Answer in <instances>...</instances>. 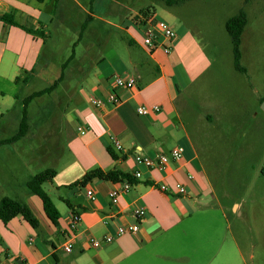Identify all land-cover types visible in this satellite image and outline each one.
Instances as JSON below:
<instances>
[{
  "label": "crops",
  "instance_id": "obj_1",
  "mask_svg": "<svg viewBox=\"0 0 264 264\" xmlns=\"http://www.w3.org/2000/svg\"><path fill=\"white\" fill-rule=\"evenodd\" d=\"M96 2L89 0L86 4L90 10H87L78 0H0V17L11 15L18 24L13 25L0 19V141L15 135H1L10 131L14 123L11 121L20 123L21 114L15 109L16 96L23 97L20 90L37 78H47L48 71L51 72V66H54L48 60V63L39 66L47 40L28 33L23 27L42 30L46 36H51L50 27L55 18L60 17L62 22L71 3L91 16L94 22L100 19L95 13ZM59 11L61 15H58ZM57 26L61 27L60 24ZM126 33L131 37L129 45L140 50L143 55L137 50L139 55H117L110 64L112 67L116 65L114 71L105 69L102 63L106 58L96 62L92 72H83L82 68L70 70L69 67L63 85L71 86L69 79L76 77L83 80L77 84L76 89L65 94L67 107L64 112L58 113V107L52 109L54 119L49 120L46 111L43 121H63L66 126L63 130V135H66L65 154L57 155L54 160L56 176L50 182L54 190L80 182L94 169L105 172L119 170L130 175L141 171L142 179H136L131 184L130 192L122 194L117 205L112 203L109 194L123 183L93 180L85 186L71 187L67 198L62 199L69 210L64 216L61 214L58 227L45 214L42 200L36 195H27L24 202L32 209L40 226L35 230L21 217L12 219L6 225L0 220V264H159L165 257L170 259V248H177L174 245L177 228L190 218L192 201L187 199L194 198L197 202L208 189L203 172L196 165L198 154L181 121L177 103L180 95L177 75L182 79L183 73L180 75V71H183L189 80L195 81L205 71H209L211 61L190 32L178 39L170 55L161 49L152 54L146 51L142 46L139 29L133 21L132 28L126 29ZM35 67L38 71L30 74ZM61 72L60 69L52 84L61 76ZM118 74L136 76L137 88H115L113 76ZM18 77L22 80L28 77L29 81L16 83ZM114 95L121 102L112 107L109 99ZM65 96L63 100L66 101ZM95 100L105 105L97 107ZM140 106H159L160 111L140 116L137 113ZM12 108L15 110L10 113ZM80 128H84L86 133L81 134ZM28 136L29 132L17 142L28 140ZM112 138L122 143V152L114 149ZM182 139L189 143L192 154L180 144ZM15 143L0 146V166L12 167L11 176L0 181V188L15 189L18 184L26 186L33 177L31 174L22 179L20 174H15L13 164L7 161L10 157L22 158L20 147ZM177 147L184 150L183 157L179 161H172L164 171L148 170L136 164V154L155 158L160 154H169ZM36 160L41 163L39 157ZM28 164V161H24V168ZM161 183L172 190L162 193L157 189ZM176 184L183 185L187 193L176 194L173 190ZM87 191H93L95 200L88 197ZM140 207L147 211L146 217L141 220L134 215V210ZM73 214L80 215L82 219L78 229L80 239L75 243L73 252L66 253L62 247L70 236L68 227ZM132 224L140 228L137 235L127 234L100 249H94L88 243L89 238L102 240L108 234H115L119 226ZM179 261V264H186L183 258ZM169 264L176 263L169 261Z\"/></svg>",
  "mask_w": 264,
  "mask_h": 264
},
{
  "label": "rangeland",
  "instance_id": "obj_2",
  "mask_svg": "<svg viewBox=\"0 0 264 264\" xmlns=\"http://www.w3.org/2000/svg\"><path fill=\"white\" fill-rule=\"evenodd\" d=\"M78 1L90 10L86 4L89 0ZM95 5L100 19L88 22L90 32L87 30L83 37L82 25L88 16L75 4H70L62 22L60 17L55 18L39 65L48 60L54 64L52 71H48L47 78H37L20 90V94L24 98L51 85L73 50L76 60L69 64L70 70L82 68L83 72H92L102 58H106L102 63L105 69L114 71L116 65L110 64L117 55H139L140 50L129 45L131 37L126 29H131L132 21L135 23L136 17L147 9L168 22L178 39L190 32L210 59L211 68L195 81L180 71L183 74L182 79L177 75V103L181 121L198 154L196 165L203 172L208 189L197 202L187 199L192 201L190 218L177 228V248H170V259L165 257L158 263L179 264L183 258L186 264H264V0H192L173 6L166 5L165 0H97ZM241 10L248 20L241 45V64L247 69L246 74L234 67L233 45L226 30V22ZM82 80L69 79L71 86L63 85L65 81L52 95L30 105L28 140L15 143L22 158L7 159L22 179L47 168L55 169L57 155L65 154L66 126L63 121L45 123L44 113L48 111L50 120L54 119L52 109L58 107V113L64 112L65 94L76 89ZM12 109L10 113L15 109L21 112V106ZM11 122L10 131L1 135L18 132L20 123ZM180 144L192 154L186 139ZM38 157L41 163L36 160ZM24 161L29 163L26 168ZM11 174V166H0V181ZM43 188L64 216L69 208L62 199L67 198L71 187L54 190L48 182ZM27 195L32 194L24 184L15 189L0 188V200L10 197L24 201Z\"/></svg>",
  "mask_w": 264,
  "mask_h": 264
},
{
  "label": "trees",
  "instance_id": "obj_3",
  "mask_svg": "<svg viewBox=\"0 0 264 264\" xmlns=\"http://www.w3.org/2000/svg\"><path fill=\"white\" fill-rule=\"evenodd\" d=\"M38 2H44L45 0H37ZM188 1L192 0H165L166 5L173 6L176 4L186 3ZM249 0H246V3ZM153 13V12H152ZM150 9H147L145 11H142L143 17H148L152 15ZM154 14V13H153ZM0 19L3 22L10 23L13 25H17L12 19L11 15H3L0 17ZM92 20L91 16H88V19L86 22L82 25V37L84 34H86V29L88 28L89 21ZM140 20L139 17H136V22ZM248 20L246 17V14L243 10L240 11L239 14L236 16L230 18L226 22V30L231 38L232 45H233V54H234V67L237 71L246 74L247 69L242 66L241 59H242V51H241V45H242V37L245 32L246 26H247ZM28 33L40 36L47 40L50 36H46L45 32L42 30H33L26 27H23ZM81 37V38H82ZM76 60V52L73 50L71 56L67 59V61L62 64L61 66V76L51 85L46 87L43 90L33 92L32 94L21 97L16 96L17 100V106H21V117H20V124H19V130L18 132L10 139H6L4 141H0V146L15 143L22 138H24L30 129V117H29V107L33 103L34 100L49 96L53 92H55L61 83H63L66 80V71L69 67V64ZM36 70L33 69L30 74H35ZM21 77H18L16 79V83H19L21 81ZM24 83L29 81V78L26 77L24 80H22ZM113 157H116L114 153L110 152ZM56 176V170L53 168H47L46 170L40 172L39 174L31 177V179L27 182V189L32 195L38 196L42 202H43V208L45 211V214L49 218V220L56 226H59V220L61 218V213L57 209L54 201L50 197V195L44 190L43 186L44 184L53 181L54 177ZM93 180H103V181H109L117 184H121L124 182H129L130 184L135 183L136 178L133 175L123 173L119 170H111V171H103L101 169H94L87 173L83 179L80 182H77L70 187L73 186H85L86 183L93 181ZM16 217H21L25 222H27L33 229L37 230L40 226L38 219L34 215L32 209L28 206V204L22 200L10 198V197H4L0 200V220L6 225L8 224L12 219Z\"/></svg>",
  "mask_w": 264,
  "mask_h": 264
},
{
  "label": "built area",
  "instance_id": "obj_4",
  "mask_svg": "<svg viewBox=\"0 0 264 264\" xmlns=\"http://www.w3.org/2000/svg\"><path fill=\"white\" fill-rule=\"evenodd\" d=\"M140 20L135 22V26L139 29L141 35V42L143 48L150 54L156 50L161 49L166 55H170L178 41V36L170 24L164 20L158 19L155 14L148 17L139 16ZM138 78L136 76L123 77L119 75L113 76V85L118 89H135L137 88ZM121 102L120 98L116 95L109 99V103L112 107L117 106ZM94 104L97 107H103L104 102L95 100ZM159 106H140L137 109V113L140 116H147L154 112H159ZM81 134H85L84 128H80ZM112 146L118 152H122L124 147L117 138H112ZM184 150L181 147H177L171 150L169 154H160L155 158L147 157L142 154H136L135 161L138 166L145 167L148 170L164 171L172 161H179L183 157ZM136 179H142L143 175L141 171H136L133 175ZM132 185L129 182H124L120 187H116L111 190L109 196L114 205L119 203L120 197L124 193H129ZM157 189L162 193H168L172 189L166 184H158ZM174 192L178 195H184L187 193L186 188L181 184H176ZM87 195L91 200H95L93 191H87ZM147 211L145 208L140 207L134 210V215L138 219H144ZM81 216L73 214L70 217V223L68 232L70 234L68 240L63 245L62 249L66 253H72L75 243L79 238V225L81 223ZM107 223V222H105ZM140 228L137 224L119 226L115 234H108L102 240L96 238H89L88 243L94 249H100L104 245L113 243L117 238L129 235H137Z\"/></svg>",
  "mask_w": 264,
  "mask_h": 264
},
{
  "label": "water",
  "instance_id": "obj_5",
  "mask_svg": "<svg viewBox=\"0 0 264 264\" xmlns=\"http://www.w3.org/2000/svg\"><path fill=\"white\" fill-rule=\"evenodd\" d=\"M263 110H264V106H263Z\"/></svg>",
  "mask_w": 264,
  "mask_h": 264
}]
</instances>
